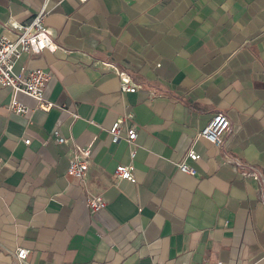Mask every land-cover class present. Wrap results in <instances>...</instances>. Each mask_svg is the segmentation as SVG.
<instances>
[{
	"label": "crops",
	"instance_id": "obj_1",
	"mask_svg": "<svg viewBox=\"0 0 264 264\" xmlns=\"http://www.w3.org/2000/svg\"><path fill=\"white\" fill-rule=\"evenodd\" d=\"M44 0H0V35ZM44 24L60 47L23 53L15 71L50 72L55 105L10 112L0 87V264H264V0H48ZM125 70L141 88L121 91ZM137 148L111 142L125 112ZM229 130L216 145L195 134L216 112ZM57 128L70 138L58 143ZM96 134L83 180L66 174L74 145ZM29 138V143L24 142ZM186 158L196 174L176 163ZM133 165L135 181L114 179ZM88 193L106 206L91 213Z\"/></svg>",
	"mask_w": 264,
	"mask_h": 264
},
{
	"label": "built area",
	"instance_id": "obj_2",
	"mask_svg": "<svg viewBox=\"0 0 264 264\" xmlns=\"http://www.w3.org/2000/svg\"><path fill=\"white\" fill-rule=\"evenodd\" d=\"M27 21L17 22L9 19L4 23V27L12 28L15 31L13 37L5 34L0 35V87L8 88L10 97L6 108L13 113L22 114L27 106L18 98L19 94L30 96L36 101V107L43 110H50L55 104L47 100L44 96L46 82L50 77V72L43 68H32L27 73H18L15 71V62L21 54H36L44 49L54 51L60 46L54 42L48 29L44 24V17L48 10L46 3ZM81 2L86 0H79ZM105 67H110L119 78V87L121 91L134 92L141 88L140 84L132 81L130 75L118 66L103 63ZM230 123L228 116L221 111L214 112L207 122L195 134V139H205L208 142L218 145L224 134L229 130ZM111 142L123 140L126 142L129 156L134 158L137 148V126L133 120L132 112L128 111L117 117L107 128ZM51 137L58 143H66L70 138L61 134L59 129L54 128L51 131ZM97 138L96 134L82 145H74L73 151L69 157L66 167V174L79 180H83L86 171L90 165L91 152L93 144ZM25 143H29V138H24ZM200 153L193 147L189 148L185 158L178 161L176 166L179 171L187 174H196V169L186 162V158L197 160ZM242 175L249 176L264 182V178L255 168L249 171H242ZM114 179H127L135 181L133 165L118 163L112 171ZM85 205L91 213H96L106 206V200L101 193H88L85 197ZM13 256L18 264H30L29 249L18 247L13 252Z\"/></svg>",
	"mask_w": 264,
	"mask_h": 264
}]
</instances>
